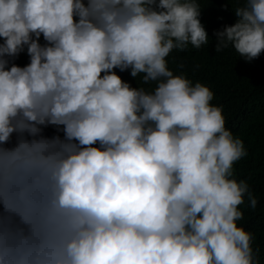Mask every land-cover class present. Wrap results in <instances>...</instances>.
<instances>
[{"label": "clouds", "instance_id": "1", "mask_svg": "<svg viewBox=\"0 0 264 264\" xmlns=\"http://www.w3.org/2000/svg\"><path fill=\"white\" fill-rule=\"evenodd\" d=\"M201 7L0 0V264H260L238 223L246 196L257 205L234 174L244 141L208 85L168 66L208 43ZM233 10L215 50L250 61L264 0ZM25 49L29 62H12Z\"/></svg>", "mask_w": 264, "mask_h": 264}, {"label": "trees", "instance_id": "2", "mask_svg": "<svg viewBox=\"0 0 264 264\" xmlns=\"http://www.w3.org/2000/svg\"><path fill=\"white\" fill-rule=\"evenodd\" d=\"M200 21L204 25L209 41L199 48L189 44L185 50L174 49L168 66L174 73H184L193 82L208 85L214 93L212 103L223 109L226 127L239 136L245 144L247 155L234 164L237 179H245L257 196L255 209L248 206L247 196L239 207L243 218L238 222L253 234V248L258 250L260 264H264V51L246 60L233 48L215 50L214 32L226 24L235 22L233 7L244 0H200ZM44 43L43 36L40 38ZM21 66L29 62L26 49L12 59ZM122 79L137 86L140 77L130 75V70L115 69ZM147 87V85H145ZM43 134L60 135L57 126L48 125ZM16 134L8 142L15 143Z\"/></svg>", "mask_w": 264, "mask_h": 264}]
</instances>
